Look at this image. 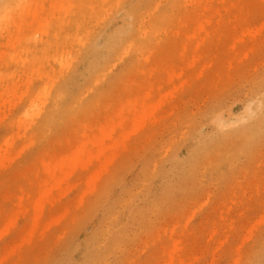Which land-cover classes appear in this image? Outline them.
<instances>
[{
	"label": "rangeland",
	"instance_id": "obj_1",
	"mask_svg": "<svg viewBox=\"0 0 264 264\" xmlns=\"http://www.w3.org/2000/svg\"><path fill=\"white\" fill-rule=\"evenodd\" d=\"M21 1L0 25V264H264V0ZM108 13L129 24L106 58Z\"/></svg>",
	"mask_w": 264,
	"mask_h": 264
},
{
	"label": "bare ground",
	"instance_id": "obj_2",
	"mask_svg": "<svg viewBox=\"0 0 264 264\" xmlns=\"http://www.w3.org/2000/svg\"><path fill=\"white\" fill-rule=\"evenodd\" d=\"M72 1V0H71ZM82 2H81V5L82 6H86V7H89L90 8V5H91V3L93 2L92 0H81ZM169 1V0H168ZM236 1V0H235ZM113 2L114 3H116V5H117V9L118 10H121V0H113ZM240 2H242V1H240ZM184 3H186V2H184ZM235 3V2H234ZM251 3H252V0H251ZM263 3V2H262ZM159 4H163V3H159ZM164 4H165V2H164ZM188 4V3H187ZM245 4V3H244ZM261 3H259V5H260ZM246 5V4H245ZM22 6V1L21 0H0V25L1 24H5L6 22H8L10 19H11V16H12V12L14 11V10H17V9H19L20 7ZM63 5H60L59 7H62ZM253 6V5H252ZM256 6V5H255ZM259 7V6H258ZM220 9H221V7H219ZM237 8H239V7H237ZM251 8V7H250ZM264 8V7H263ZM226 9V8H225ZM225 9H223V10H225ZM248 9V8H247ZM88 10V9H87ZM236 10V9H235ZM19 11V10H18ZM164 11V10H163ZM166 11V10H165ZM222 11V10H221ZM237 11V10H236ZM249 11V10H248ZM76 12V11H75ZM100 12V11H99ZM173 12V11H172ZM189 12V11H188ZM192 12H193V10H192ZM228 12V11H227ZM263 12V11H262ZM66 13H67V16L68 15H70L71 13H72V10L71 11H66ZM90 13V12H89ZM174 13V12H173ZM233 13V12H232ZM240 13V12H239ZM246 13V12H245ZM254 13V12H253ZM261 13V12H260ZM263 14V13H262ZM261 14V15H262ZM35 15V14H34ZM101 15V14H100ZM100 15H98V16H100ZM232 15V14H231ZM230 15V16H231ZM253 15V14H252ZM98 16H96V17H98ZM108 16H110L109 17V20L108 21H110V23H107L104 27H106L104 30H102V32H101V36L103 37V45L105 46V48H106V50H102L101 49V54H108V55H105V57L106 58H109V53H111V52H113L114 50L116 51V49H118L119 48V45L123 42V34H122V31H123V28H124V26H126L127 24H129V21H128V19H127V17L124 15V17H121V19H118V17H115V15L113 16V14L112 13H108ZM101 17V16H100ZM206 17V16H205ZM263 17H264V15H263ZM247 19V18H246ZM260 19V18H259ZM62 20V19H61ZM64 20V19H63ZM96 20H98V19H96ZM209 20V19H208ZM258 20V19H257ZM45 21L47 22V26H46V29L45 30H42V27H43V24H44V22H41V23H39V25H41V28H40V30L39 31H41V32H46V31H49L51 28H50V26L52 25L51 23H49L46 19H45ZM99 21V20H98ZM100 21H102V20H100ZM263 20H261L260 22H262ZM64 22V21H63ZM259 22V23H260ZM75 24V23H74ZM250 24H253V21H252V23H250ZM263 24V23H262ZM190 25V24H189ZM246 25V24H245ZM194 26V25H193ZM198 26V25H197ZM247 26V25H246ZM252 26V25H251ZM256 26V25H255ZM188 27V26H187ZM191 27V26H190ZM248 27V26H247ZM193 28V27H192ZM260 28V27H259ZM148 29V28H147ZM192 30H194V29H192ZM162 31V30H161ZM246 32V31H245ZM99 33V32H98ZM98 33H94V35L92 36V39L90 40L91 42H90V44H94L95 43V41H96V39H97V35H98ZM208 33V32H207ZM214 33V32H213ZM257 33V32H256ZM55 34H57V32H55ZM169 37V36H168ZM91 38V37H90ZM89 38V39H90ZM79 38H77V40H78ZM80 40V39H79ZM78 40V41H79ZM235 40V39H234ZM13 42H15V41H13ZM35 42V41H34ZM76 43V42H75ZM85 42H82V45L84 44ZM102 45V46H103ZM76 46V45H75ZM14 49H15V46H13V49H12V51L14 52ZM196 50V49H195ZM201 50V49H200ZM236 50V49H235ZM12 51L10 52V55H12L13 53H12ZM92 51L94 52V51H96V47H93L92 48ZM197 51V50H196ZM220 51V50H219ZM222 52V51H221ZM225 52H227V50H225ZM182 53V52H181ZM66 54V53H65ZM221 54V53H220ZM62 57V55L60 56V59H62L61 58ZM70 57H71V55H70ZM66 59V58H65ZM180 61V60H179ZM24 62V61H23ZM21 63L22 65H24V63ZM61 62V61H60ZM90 61H84L83 62V64H82V68L80 69V65H79V69H78V75L79 76H81L82 74H87L88 73V71H84L85 70V67L88 65V64H90L89 63ZM178 63V62H177ZM59 64H61V63H59ZM108 64V63H107ZM62 65H65V69H66V67H68V68H72V64H71V62L69 61V59L68 60H65V61H63L62 62ZM183 65V64H182ZM232 66V65H231ZM230 67V66H229ZM231 68V67H230ZM180 69V68H179ZM168 74V73H167ZM171 74H172V72H171ZM174 74V73H173ZM232 74V73H231ZM179 75V74H178ZM154 76V75H153ZM174 76V75H173ZM159 77V76H158ZM233 78V77H232ZM167 79V78H166ZM172 79V78H171ZM229 79V78H228ZM51 80H53V79H51ZM133 80V79H132ZM139 80H141V79H139ZM50 83H52V81H50ZM43 84H44V82H43ZM43 84H42V86H43ZM53 85V84H52ZM219 85V84H218ZM200 86V85H199ZM50 88H52V87H50ZM56 89H58V88H56ZM177 89V88H176ZM175 89V90H176ZM46 93H47V87H46V85L43 87V92H41L39 95H38V102H40L39 104H38V102L36 103V101H34L33 103H32V105L30 106V108L25 112V114H31L30 116L33 118V116H40V115H42V110H43V108H44V106H45V97H46ZM83 93V92H82ZM87 94V93H86ZM80 95V94H79ZM163 96V95H162ZM162 96H160L161 98H162ZM164 96H166V95H164ZM113 97V96H112ZM110 98V97H109ZM105 99V98H104ZM104 101H106V100H104ZM142 103H144V102H142ZM142 105V104H141ZM119 107V106H118ZM133 107V106H132ZM116 108V107H115ZM132 109L133 108H129V109H127L128 111H127V113L128 114H130V113H132ZM151 109H155L153 106H151L150 105V107H146L142 112H139L138 114H153L152 112H151ZM115 110V109H114ZM123 110V109H122ZM136 110H138V109H136ZM30 111H32L31 113H30ZM75 111V110H74ZM121 111V110H120ZM133 113H135V112H133ZM117 114H119V113H117ZM123 114V113H122ZM216 115H214V117H213V119H212V121H213V124H214V138H216V139H219V142L220 141H225V137L224 136H226V135H228V134H237V132H236V130H229V131H222V128H224V121H223V119H222V115L221 114H223V112H220V110H218L216 113H215ZM27 115H25V118H27L28 116ZM249 115L251 116V119H253V121L248 125V127H247V129H246V131L247 132H258V131H260L261 130V122H263V116H264V88H262L261 89V91L259 92V95H258V97H257V100H256V106H255V108H252V109H250V112H249ZM146 116V115H145ZM23 117V116H22ZM137 117V116H136ZM138 118V117H137ZM242 117L240 116L239 117V119H241ZM247 118V117H246ZM245 118V119H246ZM75 119V118H74ZM123 119V118H122ZM144 120V119H143ZM145 120H146V118H145ZM139 122H140V120H138ZM138 122V123H139ZM137 124V123H136ZM136 124H134V125H136ZM140 124V123H139ZM139 124L137 125V126H139ZM142 125H144V124H142ZM25 126V125H24ZM107 126V125H106ZM137 126H136V128H137ZM227 126V125H226ZM28 127V126H27ZM50 128V127H49ZM102 128V130H104L103 129V126L101 127ZM108 128V127H107ZM140 128H141V125H140ZM20 129V128H19ZM40 129H42V128H40ZM134 129V128H133ZM62 131V130H61ZM112 131H114V130H112ZM126 131V130H125ZM137 131V129L135 130V132ZM102 132V131H101ZM105 132V131H104ZM131 132H134V131H131ZM131 132H128V134L130 135V133ZM19 133V132H18ZM76 133H77V131H76ZM106 133V132H105ZM81 135V134H80ZM122 135V134H121ZM82 136V135H81ZM126 136V135H125ZM125 136H123V139L124 138H126ZM79 137V136H78ZM84 137H85V134H84ZM51 138V137H50ZM80 138V137H79ZM120 138V137H119ZM8 139H9V137H8ZM75 139V138H74ZM53 140V138L50 140V141H52ZM68 140V139H67ZM86 140V139H85ZM101 140H103L104 141V139H101ZM116 140H117V138H116ZM116 140H114V141H116ZM93 141V140H92ZM74 142H75V140H74ZM218 142V140H215V141H212V143H210L209 145H204L203 147H202V149H203V151L201 152V154L200 155H203V154H206L208 151H210L211 149H213L215 146H216V143ZM52 143H53V141H52ZM60 143V142H59ZM66 143H68V142H66ZM98 143H99V146H98V150H100L101 148H100V146H101V144H100V141H98ZM97 143V144H98ZM3 144H5V143H3ZM8 144V143H7ZM77 144V143H76ZM82 144V143H81ZM189 145H193V142L192 141H190L189 143H188ZM56 146H58V144L56 145ZM75 146V145H74ZM191 146H188V149H190L191 148ZM76 147H79V146H76ZM81 147H79V149H80ZM107 148V147H106ZM106 148L105 149H103V150H105L106 151ZM25 149V148H24ZM54 149V148H53ZM52 149V150H53ZM59 149H61V148H59ZM64 149H65V147H64ZM72 149V147L70 148V150ZM79 149H77V151L79 152V151H82V150H79ZM6 150H7V147H6ZM62 150V149H61ZM73 150H75V148L73 149ZM71 151L70 153L72 154V157H77L76 156V154H77V152L74 154V151ZM0 151H1V149H0ZM5 151V150H4ZM56 151V150H55ZM63 151V150H62ZM84 151V150H83ZM6 152V151H5ZM101 152V151H100ZM46 153V152H45ZM60 153H61V151H60ZM64 153V152H63ZM101 153H103V152H101ZM47 154V153H46ZM45 154V155H46ZM56 155H58L57 153H55ZM74 154V155H73ZM87 154V153H86ZM1 155V154H0ZM77 155H79V154H77ZM46 156H49L50 157V155H46ZM61 156V155H60ZM67 156V155H66ZM89 157L92 159V157L89 155ZM98 157H99V155H98ZM104 157H106L107 158V156H104ZM109 157V156H108ZM38 158V157H37ZM39 158H41V157H39ZM43 158V157H42ZM55 158V157H54ZM57 158H59L58 156H57ZM69 158H71V157H69ZM79 158V156L77 157V159ZM7 159V158H6ZM10 159V158H9ZM50 159H52V158H50ZM109 162H110V158H108L107 159ZM106 160V161H107ZM37 161H38V159H37ZM72 161V160H71ZM71 161H70V164L68 165L69 167H70V165H72L71 164ZM74 161V160H73ZM88 161V160H87ZM102 161V160H101ZM174 161V160H173ZM105 162V161H104ZM109 162L108 163H105L106 165H108L109 164ZM45 163V162H44ZM89 163V162H88ZM212 164V163H211ZM154 165V164H153ZM61 166H63V164L61 165ZM85 166H86V163H85ZM33 167V166H32ZM31 167V168H32ZM73 167L74 166H71V168L73 169ZM30 168V169H31ZM63 168V167H62ZM26 169H28V168H26ZM71 169V171H69L70 169H67L66 168V170H68L67 172H70L71 174H72V171L74 172V170H72ZM100 169H101V167H100ZM32 170V169H31ZM65 170V171H66ZM97 170H99V168L98 169H96V171ZM26 171V170H25ZM55 171V170H54ZM61 171V170H60ZM22 172V171H21ZM25 172L23 171V174H24ZM61 173V172H60ZM69 173V174H70ZM94 173H96V172H94ZM98 173V172H97ZM22 174V173H21ZM26 174V173H25ZM24 174V175H25ZM38 174V173H37ZM36 174V175H37ZM53 174V173H52ZM54 174H55V172H54ZM53 174V175H54ZM63 174H64V176H69V174H66V172L64 173L63 172ZM62 174V175H63ZM66 174V175H65ZM60 176H61V174H60ZM94 178H95V175H92ZM45 177V176H44ZM53 177V176H52ZM38 178V177H37ZM63 178L64 177H61V180H57V182L59 181L60 182V184H61V181L63 180ZM90 178V177H89ZM40 179V178H39ZM45 179V178H44ZM53 179V178H52ZM18 181H19V178H18ZM45 181H46V179H45ZM57 182H55L54 184H56ZM58 182V183H59ZM92 182V181H91ZM57 183V184H58ZM50 185V184H49ZM56 186V185H55ZM54 186V187H55ZM59 186V185H58ZM60 187V186H59ZM62 187V186H61ZM49 188V187H48ZM53 188V187H52ZM51 188V189H52ZM45 189H47V188H45ZM56 189V188H55ZM99 189V188H98ZM98 189H97V191H98ZM31 190V189H30ZM44 191V190H43ZM42 191V193L44 194V192ZM46 191V190H45ZM47 191H48V189H47ZM106 192V191H105ZM107 193H109V192H107ZM47 194H48V192H47ZM40 197H42V195H41V193H40ZM39 197V199H41ZM25 199H27V197H25L24 195L22 196V200H25ZM43 199V198H42ZM49 200V199H48ZM39 201V200H38ZM40 202H41V200H40ZM39 202V203H40ZM52 202H54V201H52ZM36 204V203H35ZM37 205V204H36ZM35 205V206H36ZM6 206V205H5ZM35 206H34V208H35ZM37 206H40L41 207V205L39 204V205H37ZM36 206V208H38ZM44 206V205H43ZM87 206H88V204H87ZM23 208V207H22ZM91 210V209H90ZM34 212H36V211H34ZM38 216V215H37ZM37 216H33L34 218L35 217H37ZM11 219H15V218H11ZM10 220V219H9ZM36 220H38V217L34 220V221H36ZM12 221V220H11ZM2 222H4L3 220H2ZM7 222V221H6ZM105 223V222H104ZM33 224H35V226H36V223H34L33 222ZM1 225V224H0ZM102 226V225H101ZM6 227H8V226H6ZM10 227V226H9ZM32 228H33V226H32ZM48 228H49V226H48ZM5 230H6V228H5ZM33 232H34V230H33ZM1 233V232H0ZM31 235H32V233H31ZM30 239V238H29ZM29 243H30V241H28ZM22 245V244H21ZM177 245V244H176ZM176 245H174V247L176 248ZM29 249V248H28ZM33 251V250H32ZM15 252V251H14ZM10 253H13V252H10ZM170 254V253H169ZM171 256V255H170ZM6 257V256H5ZM4 257V258H5ZM0 262H1V260H0ZM170 264V263H169Z\"/></svg>",
	"mask_w": 264,
	"mask_h": 264
}]
</instances>
